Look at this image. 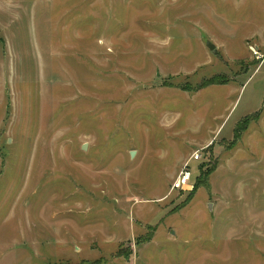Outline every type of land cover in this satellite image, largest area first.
<instances>
[{"label": "rangeland", "instance_id": "rangeland-1", "mask_svg": "<svg viewBox=\"0 0 264 264\" xmlns=\"http://www.w3.org/2000/svg\"><path fill=\"white\" fill-rule=\"evenodd\" d=\"M0 264H264V0H0Z\"/></svg>", "mask_w": 264, "mask_h": 264}, {"label": "built area", "instance_id": "built-area-1", "mask_svg": "<svg viewBox=\"0 0 264 264\" xmlns=\"http://www.w3.org/2000/svg\"><path fill=\"white\" fill-rule=\"evenodd\" d=\"M255 53H257L255 51ZM201 160V154L199 152H195L192 158L185 163L181 172L175 179L173 183V190L175 191H191L194 189L195 185L193 182V174L191 172V163L199 162Z\"/></svg>", "mask_w": 264, "mask_h": 264}, {"label": "water", "instance_id": "water-1", "mask_svg": "<svg viewBox=\"0 0 264 264\" xmlns=\"http://www.w3.org/2000/svg\"><path fill=\"white\" fill-rule=\"evenodd\" d=\"M207 47H208L210 50H214V49H215V46H214L211 42H208V43H207ZM86 146H87V145H84V146H83V150H86V149H87ZM131 156L134 157V156H135V152H132V153H131Z\"/></svg>", "mask_w": 264, "mask_h": 264}, {"label": "trees", "instance_id": "trees-1", "mask_svg": "<svg viewBox=\"0 0 264 264\" xmlns=\"http://www.w3.org/2000/svg\"><path fill=\"white\" fill-rule=\"evenodd\" d=\"M216 83H210V84H208V85H204V86H202L201 88H204V87H206V86H209V85H215ZM196 185V184H195Z\"/></svg>", "mask_w": 264, "mask_h": 264}]
</instances>
